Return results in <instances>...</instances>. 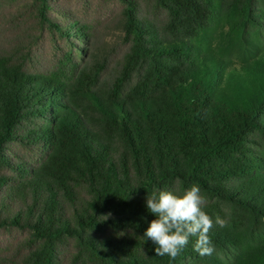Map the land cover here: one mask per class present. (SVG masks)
<instances>
[{
  "label": "trees",
  "instance_id": "1",
  "mask_svg": "<svg viewBox=\"0 0 264 264\" xmlns=\"http://www.w3.org/2000/svg\"><path fill=\"white\" fill-rule=\"evenodd\" d=\"M122 1L101 81L0 54V227L26 233L0 264H264V0ZM194 183L215 252L156 255L148 194Z\"/></svg>",
  "mask_w": 264,
  "mask_h": 264
},
{
  "label": "rangeland",
  "instance_id": "2",
  "mask_svg": "<svg viewBox=\"0 0 264 264\" xmlns=\"http://www.w3.org/2000/svg\"><path fill=\"white\" fill-rule=\"evenodd\" d=\"M0 0V54L14 52L26 59L31 72L60 70L78 78L84 66L103 80L128 47L122 0ZM79 26H89L83 36ZM79 32V33H78ZM231 70L240 68L233 57ZM88 70V69H87ZM11 149L33 165L43 158L38 146L12 144ZM12 156V155H11ZM13 157V156H12ZM26 235L0 227V252L9 254Z\"/></svg>",
  "mask_w": 264,
  "mask_h": 264
},
{
  "label": "clouds",
  "instance_id": "3",
  "mask_svg": "<svg viewBox=\"0 0 264 264\" xmlns=\"http://www.w3.org/2000/svg\"><path fill=\"white\" fill-rule=\"evenodd\" d=\"M205 197L198 184H192L182 192L153 190L146 198V208L154 215L143 236L152 241L158 256L172 260L193 242V250L200 256H211L215 247L210 238L214 225L226 226V221L217 215L215 219L204 209Z\"/></svg>",
  "mask_w": 264,
  "mask_h": 264
}]
</instances>
